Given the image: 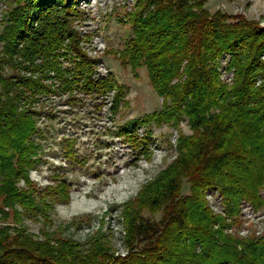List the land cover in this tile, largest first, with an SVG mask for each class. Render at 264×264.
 <instances>
[{
    "label": "trees",
    "instance_id": "trees-1",
    "mask_svg": "<svg viewBox=\"0 0 264 264\" xmlns=\"http://www.w3.org/2000/svg\"><path fill=\"white\" fill-rule=\"evenodd\" d=\"M84 2L13 0L0 20V264H264V233L227 231L242 203L264 206V26L212 12L209 0H136L129 15L134 35L119 56L133 71L146 68L162 108L119 126V137L149 158L151 134L135 127L187 119L192 133L180 134L176 158L124 203L127 253L115 255L104 233L39 239L20 226L23 210L45 218L70 201L65 182L42 189L30 178L42 160L44 100L110 97L116 113L124 98L125 86L98 73L100 59L82 45ZM212 189L223 212L208 203Z\"/></svg>",
    "mask_w": 264,
    "mask_h": 264
},
{
    "label": "rangeland",
    "instance_id": "rangeland-1",
    "mask_svg": "<svg viewBox=\"0 0 264 264\" xmlns=\"http://www.w3.org/2000/svg\"><path fill=\"white\" fill-rule=\"evenodd\" d=\"M11 1H0V20ZM135 3L136 0H85L81 5L86 17L79 30L89 38L82 45L89 56L100 59L98 73L112 75L118 84L125 86L124 98L116 113L109 109L110 97L105 104L103 100L89 97L74 104H68L66 96L44 100L48 113H42L38 121L44 131L40 139L42 160L30 171V178L42 189L65 182L71 194L69 203L57 202L49 217L44 218L41 212L33 216L20 209L23 215L20 226L39 239H44L47 232L57 231L56 235L85 242L91 234L100 232L106 234L115 255L126 254L124 203L133 199L146 182L176 158L175 145L180 134L192 133L187 119L178 127L166 122L161 126L150 122L135 127L142 138L151 134L149 158L139 155L117 133L119 126L126 122L162 108V98L153 89L146 68L133 71L119 56L134 35L128 19ZM207 8L212 12L242 13L260 20L264 26V0H209ZM232 76L224 74L228 81ZM35 107L39 109L41 105ZM18 186L27 187V184L21 180ZM207 200L215 212H223L222 196L217 190H210ZM145 215L161 217L160 212L151 214L147 210ZM13 222L11 216L8 223ZM232 226L227 231L243 237L263 234L264 206L256 210L251 204L242 203L241 214Z\"/></svg>",
    "mask_w": 264,
    "mask_h": 264
},
{
    "label": "built area",
    "instance_id": "built-area-1",
    "mask_svg": "<svg viewBox=\"0 0 264 264\" xmlns=\"http://www.w3.org/2000/svg\"><path fill=\"white\" fill-rule=\"evenodd\" d=\"M228 75H230V74H228ZM226 76V75H225Z\"/></svg>",
    "mask_w": 264,
    "mask_h": 264
}]
</instances>
